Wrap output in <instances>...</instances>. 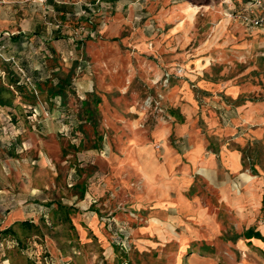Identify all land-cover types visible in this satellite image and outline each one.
<instances>
[{"label": "rangeland", "instance_id": "1", "mask_svg": "<svg viewBox=\"0 0 264 264\" xmlns=\"http://www.w3.org/2000/svg\"><path fill=\"white\" fill-rule=\"evenodd\" d=\"M255 17L264 0H0V55L32 78L74 67L75 89L69 114L0 113V229L36 225L0 264H264Z\"/></svg>", "mask_w": 264, "mask_h": 264}, {"label": "trees", "instance_id": "2", "mask_svg": "<svg viewBox=\"0 0 264 264\" xmlns=\"http://www.w3.org/2000/svg\"><path fill=\"white\" fill-rule=\"evenodd\" d=\"M19 34L14 35V40H19ZM56 39L58 37H55ZM47 49L51 54H44L46 62L54 61L53 52L54 49L46 44ZM7 58V59H6ZM16 58V59H15ZM54 58V59H53ZM50 66L51 72L46 75V77H36L33 78L27 72L25 61L18 54L11 53L8 57H0V113L5 117L7 123L11 124L14 127L21 128V119L22 115L19 110L24 112H32L39 106L38 100L40 99L48 104L47 110L50 111L54 106V100H59L58 107L64 109L66 114L71 113L70 109L68 111L67 99L68 96L74 95V86L72 83V75L74 74V67L70 68L68 71H63L60 67H57L54 64H46L45 67ZM100 102L99 97H93V104L96 108V104ZM87 99L81 101V105H85ZM173 111V110H172ZM92 112L89 109L84 110V113ZM176 116V112H173ZM76 119L81 124V119L76 113ZM77 126V125H75ZM79 127V126H78ZM75 127H73L74 130ZM102 136H98V140H101ZM95 148H100L95 147ZM84 190L80 193V199L83 198ZM64 208L69 210L68 206L58 202L57 207L54 208V211ZM15 226L20 228L32 229L36 225L30 220H22L12 224L4 229H0V240L6 237H14L20 243V239L16 236ZM257 237H260V233H255Z\"/></svg>", "mask_w": 264, "mask_h": 264}, {"label": "crops", "instance_id": "3", "mask_svg": "<svg viewBox=\"0 0 264 264\" xmlns=\"http://www.w3.org/2000/svg\"><path fill=\"white\" fill-rule=\"evenodd\" d=\"M0 56L2 57V55H0ZM206 174H207V177L209 178V180L213 181V178L210 177V174H209V172H208L207 170H206ZM246 175H247V176H245V174H241V175H240V178H241L242 180H244L245 182H248V181L251 180V178L249 177L248 174H246ZM249 178H250V179H249ZM247 188H248L247 192H248V193H251L250 186H248ZM258 198H259V200H260V196H259ZM255 200H257V199L255 198ZM233 201H234V203H236V204L240 203V202H239V198L237 199L236 196L233 197ZM256 203H258V200H257ZM238 207H240V205H239ZM262 224H264V223H262ZM262 224H261V225H262ZM259 232L262 234V236H264V229L260 228V229H259Z\"/></svg>", "mask_w": 264, "mask_h": 264}, {"label": "built area", "instance_id": "4", "mask_svg": "<svg viewBox=\"0 0 264 264\" xmlns=\"http://www.w3.org/2000/svg\"><path fill=\"white\" fill-rule=\"evenodd\" d=\"M251 23L257 26H264V19L262 17H255L251 19Z\"/></svg>", "mask_w": 264, "mask_h": 264}]
</instances>
